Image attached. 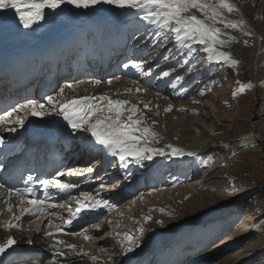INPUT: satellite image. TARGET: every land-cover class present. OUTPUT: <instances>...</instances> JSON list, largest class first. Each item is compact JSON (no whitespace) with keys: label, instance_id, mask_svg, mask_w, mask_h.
<instances>
[{"label":"bare ground","instance_id":"6f19581e","mask_svg":"<svg viewBox=\"0 0 264 264\" xmlns=\"http://www.w3.org/2000/svg\"><path fill=\"white\" fill-rule=\"evenodd\" d=\"M257 1L231 0L239 8V11L231 14L225 13V19L236 22L243 20L245 22L242 26L243 30L240 28L226 29L221 24L216 25L223 32L235 37L230 44L220 48V50L230 53L232 58L239 62L237 66L243 65V67H246L248 70L247 80L254 85L252 88L256 89L264 81V3L258 7ZM151 10L154 9L149 7L141 10L117 8L114 5L107 4H98L89 9H76L72 5H62L55 12L45 9V18L30 28H24L20 24L15 9L0 10V49L4 52L16 49L18 51L28 44L43 40L46 37L71 35L75 30L80 31L81 38L79 42H74L76 45L74 47L77 48V45L83 43L85 48L93 49L99 44L113 43L115 40L121 39V33L128 34L132 38L125 41H128L126 43L128 44V52L125 54H129L131 58L130 67L132 68L128 73L118 75L119 79L117 77L110 79L111 84L108 83L110 80L72 83L76 89L75 92L69 90L67 86H61L56 93L63 88L66 98L84 95L99 97L106 94L112 99L128 100L132 104L138 105L144 113L146 125L157 133L156 142L152 146L163 148L169 144L190 149L195 154L193 155L194 159L197 160L195 163L196 169L192 173L197 178L199 177L198 174L202 172L201 168L197 173L202 165L200 159L202 156L198 151L206 150L207 146L217 145L215 150L225 153L228 149L222 143L228 141V137L231 136L229 133L235 128V125H232L226 133L217 134L216 127L214 129L215 134L212 137V140L216 141L215 144H211L208 141L206 146L199 144L202 138L195 135L196 128L198 126L202 127L201 124L204 125L205 120L217 114L218 108L204 102H202V106L196 105L198 100L194 99V97H198L200 91L202 92L199 96L204 95L205 91L209 89L212 96L214 95L213 98L217 99L218 93L214 92L217 90V86L212 81H215L214 78L217 79L219 76L217 73H212V66L224 64L208 62L205 58L206 53L202 51L199 56L201 58L204 56L203 62L207 61L208 66L201 65L202 63L198 64L200 60L196 58L197 52L193 56L186 55V48H181L177 52L178 45L174 34L168 29L161 28L159 25L143 19L147 12ZM190 14L200 17V13L196 9H192ZM236 30L240 31L243 37L251 39V46L243 47L244 43L240 42V38L243 37L241 35L239 37L240 32L236 33ZM245 32L250 33V35H245ZM186 43L189 48H195L197 51L200 48L195 41H187ZM170 49L172 53L169 52ZM165 57L168 58L165 59ZM176 57L179 58L176 60ZM180 59L182 62L188 60L189 63L182 64L183 66L177 65ZM133 62H143L144 67L142 69L134 68L131 66ZM149 69H151V73H156L155 76L157 78L155 80L148 78ZM162 71H169L171 75L162 77ZM138 73L147 77H140L139 75L138 78ZM177 76H182L183 80L177 81ZM172 82H176L175 88L171 86ZM129 88L132 89L131 93L126 91ZM137 88L142 89V91L137 92ZM186 98L190 100L183 102ZM210 99L211 97L207 101H210ZM261 101L264 105V95H262ZM145 104H148L149 107L144 108ZM169 106L173 107L170 114L165 111V108ZM48 107L50 108V106ZM197 111H200V114L194 116ZM173 118H176V120H173ZM153 121H155V124H153ZM260 136L261 134L258 133V130L255 127H251L245 134L240 135L239 142L246 144L251 140H258ZM169 149V147L164 148L165 155ZM185 157V155L172 157V159H180L182 164L177 167V161L174 163L176 166H173L172 170H177V168L185 170L184 167L188 163H183L186 160ZM210 175L211 173L207 178L204 177L199 182L191 183V186L182 187V189L190 188L185 192L190 194L187 199L184 197L185 195H181V188L176 190L180 194L176 191L170 192L172 190L170 188L162 189L161 187L158 190L142 189L138 196L125 203V206L119 212L122 213L125 210L128 213V215L123 216V219H126L123 226L115 228V223H112L108 228L110 232L106 233L104 230L101 236L88 245L86 251L99 258L97 264H130V259H142L148 264L156 258H172L181 253V251H193L197 247L208 248L216 237L227 228L226 224L217 223V220L215 222L214 220L224 218L222 217L224 214H237L236 212L240 209L241 202L246 196L241 195L237 197L234 203L229 202L225 195L212 188L210 182L214 179V176ZM200 182L203 183L199 184ZM172 192L177 194L173 196L175 203L171 200L172 197L163 204L160 202L156 203L158 205L150 204L151 201L147 203V200L144 199L154 193L156 195L155 198L159 197L157 200H160L161 197H165ZM153 196L151 199H153ZM145 202L147 203L146 205H144ZM142 206H147V209ZM155 207L156 209H152ZM148 208L152 210H148ZM160 209H164V212H161ZM232 215L230 218H232ZM144 216H151V220L144 222ZM156 221H161L162 223H156ZM141 227L144 228L143 233L137 231ZM113 231L128 233L138 237L139 247H134L133 252L125 253L120 241L113 238ZM3 238L4 234L0 231V241ZM212 247L215 246L213 245ZM229 247L230 245H227L226 248L228 249ZM204 252L206 251L194 252L189 258V264H210L211 261L205 260L206 253ZM248 255H251V253ZM224 259H227L226 264H234L232 257ZM224 259L211 264H221ZM89 260L87 257V259L83 258L81 261L77 259L74 262L76 264H89Z\"/></svg>","mask_w":264,"mask_h":264},{"label":"snow or ice","instance_id":"6c2138e0","mask_svg":"<svg viewBox=\"0 0 264 264\" xmlns=\"http://www.w3.org/2000/svg\"><path fill=\"white\" fill-rule=\"evenodd\" d=\"M98 4L137 10L146 7L152 8L154 10L148 11L143 19L152 24H157L161 28L168 29L174 34L178 45L177 52L181 48H186V55L193 56L197 52V49L189 48L186 42L195 41L200 46L199 51L206 53L205 58L208 62L223 63L225 66L233 69L239 63L236 59L232 58L230 53L220 50V48L230 44L235 37L223 32L220 27L216 26L221 24L226 29L240 28L243 30L242 26L245 23L243 20L236 22L225 19V13L231 14L239 11V8L231 0H0V10L15 9L20 24L24 28H30L45 18V9L55 12L62 5H72L76 9H89ZM192 9H196L200 13V17L190 14ZM245 35H250V33L245 32ZM169 52L172 53V50L170 49ZM167 58L165 57V59ZM188 63V60L183 61V64ZM131 66L137 69L144 67L143 62H133ZM123 67L128 68L129 64H124ZM150 73L151 69L148 70V74ZM170 75L169 71H162L161 73L162 77H169ZM117 79L119 78L117 77ZM176 80H183V77L177 76ZM108 83L111 84V80ZM212 83H216V81H212ZM261 83L264 84V81ZM171 86L175 88L176 82H172ZM252 87L254 85L251 82L242 83L237 90L233 91L232 95L235 97L238 93H242ZM67 88L73 92L76 90L72 84H68ZM126 91L131 93L132 89L129 88ZM136 91L139 92L142 89L137 88ZM45 99L47 105L50 106V111L58 112L62 115L73 133L82 132L89 134L91 139H89V136L84 137L87 148L91 149L99 146L97 151L117 157L121 167L127 166L126 162L129 158L139 163L152 160L154 156L165 155L164 149L152 147V144L156 142L157 133L150 126L146 125L144 113L138 105L132 104L128 100L112 99L106 94L99 97L84 95L66 98L63 88L54 96L48 95ZM94 101H99V103H95ZM148 107V104L144 105V108ZM165 111H171V106L165 108ZM19 112H24L26 116L41 117L46 114V106L44 103L28 100L26 103L18 105L0 115V126L6 127L13 123L23 126L24 118L18 115L14 116L15 113ZM153 124H155V121H153ZM9 130L15 131L16 129L10 128ZM168 147L170 148L169 155L178 156L185 154L182 149L172 147L171 145ZM188 155L195 154L188 153ZM92 172L93 168L88 167L81 170H70L68 174L82 176L85 173ZM55 175L59 177L63 173L56 172ZM124 179H129V177L125 176ZM29 180H31V177H29ZM40 184L44 193L43 199L31 195L33 191L31 188L12 189L5 188L3 184H0V193H6L8 197V199L3 201L6 206L5 211L11 214L8 221H0V228H4L5 230L18 228V222L23 216L28 214L36 216L41 222L47 216V226L43 234L52 242L50 247L55 248L60 246L68 250L67 252L54 253V256L76 255L88 257L93 262H97L99 259L97 256L84 251L82 247L79 251H76L77 246L60 239L59 234L80 236L85 241L91 240L92 236L89 234L88 229H84L81 232H64L63 226L70 225L72 219L79 216L83 211L112 208L113 205L107 200L91 199L89 193L82 192L81 196L84 199L76 200V206L73 210L66 204L49 202V196L51 195L49 189H55L59 193H68L77 187L76 184L62 183L58 179H42L40 180ZM104 187L105 185L101 183L100 189L103 190ZM116 187L117 185L114 184L113 188ZM12 197H16L18 202H12ZM65 207H68L70 216L68 219L63 220V226L56 225L52 219V217L58 215L55 209H63ZM17 210L19 214H16ZM160 211L164 212V209H160ZM150 220L151 216L143 217L144 222ZM156 223L162 222L156 221ZM91 227L99 229L98 224H93ZM39 230L38 228L37 231ZM137 231L143 233L144 228H138ZM113 238L120 241L125 253L133 252L134 247H139V238L128 233H116ZM31 242L28 241V243ZM16 243L17 241L11 235H8L6 240L0 243V254H4L7 249ZM49 264H57V261L53 258L49 261Z\"/></svg>","mask_w":264,"mask_h":264},{"label":"rangeland","instance_id":"374dc122","mask_svg":"<svg viewBox=\"0 0 264 264\" xmlns=\"http://www.w3.org/2000/svg\"><path fill=\"white\" fill-rule=\"evenodd\" d=\"M263 3V0H258L256 4L259 7ZM235 32L240 31L236 30ZM240 35L243 37L241 32L238 36L240 37ZM245 41H247L246 44ZM250 41L251 39L247 37L240 38V42L244 43L243 47L245 48L251 46ZM200 52L198 50L196 54V58L200 60L198 64L202 63L201 65L208 66L207 61L203 62L204 56L202 58L199 56ZM178 58L176 57V60ZM182 64V60H178L177 65ZM212 73H217L219 76L217 79L214 78L217 86V90L214 92L218 93L217 99L213 98L214 95L212 96L209 89L204 90L205 94L202 96H199L202 92L200 91L198 97L196 96L194 99L198 100L196 105L202 106V102H204L212 107L216 106L218 112L205 120L204 125L201 124L202 127L198 126L195 135L202 138L199 144L206 146L208 141L211 144H215L216 141L212 140V137L215 134L214 129L216 127L217 134H224L232 125H235L234 130L229 133L231 136L228 137V141L222 143L225 144L228 151L220 153L217 149L215 150L217 145L207 146L206 150H199L198 153L202 156L200 158L202 161V172L198 174L199 177L197 179L193 178V180L190 179V181L186 180L177 187L172 186L173 188H170L172 189L170 192L181 188V195H185L184 197L187 199L190 194L185 192L190 188H186V190L182 189V187L191 186V183L199 182L204 177L207 178L211 173L210 176H214V179L210 182V185H212L214 190L225 195L229 202L234 203L237 197L246 195L241 202L240 209L236 212L237 214H224L222 215L224 218L221 217L222 219L214 220V222L219 220L227 224V228L216 237L208 248L200 252L206 251L204 252L206 253L205 260L211 261V263H217L224 258L232 257L234 264H264V105L261 101V97L264 95V84L258 86L257 89H246L233 97V91L237 90L240 84L248 83V70L246 67L241 65L236 66L235 69L230 67L228 70L227 66L213 65ZM210 97V101H207ZM189 100L186 98L183 102ZM172 110L173 107L171 108ZM171 111H168V114ZM199 114L200 111H197L194 116ZM173 120H176V118H173ZM251 127H255L258 130V133L261 134L260 138L254 140V143H240V135L245 134ZM204 153L206 154L205 156ZM190 166L186 168V173H191L192 169L190 170ZM181 171L184 170L181 169ZM201 183L203 182L199 184ZM176 192L180 194L179 191ZM176 192L161 197V201L157 200L159 197L155 198L156 195L154 193L144 199L147 200V203L151 201L150 204L158 205L156 203L160 202L163 204L172 197L171 200L175 203L173 196L177 195ZM152 196L153 199H151ZM146 202L144 205L147 204ZM142 207L147 209V206ZM156 207L152 209H156ZM149 209L152 210L151 208ZM231 215L232 218H230ZM230 238L231 240L229 241ZM213 245L215 247H212ZM227 245H230L228 249L226 248ZM250 253L251 255H248ZM226 263L227 259H224L221 264Z\"/></svg>","mask_w":264,"mask_h":264}]
</instances>
